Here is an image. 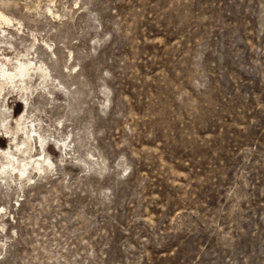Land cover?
<instances>
[{
	"label": "rangeland",
	"instance_id": "obj_1",
	"mask_svg": "<svg viewBox=\"0 0 264 264\" xmlns=\"http://www.w3.org/2000/svg\"><path fill=\"white\" fill-rule=\"evenodd\" d=\"M0 11V58L49 71L29 97L47 143L15 150L27 108L0 89V154L54 163L28 179L0 155V264H264V0Z\"/></svg>",
	"mask_w": 264,
	"mask_h": 264
},
{
	"label": "bare ground",
	"instance_id": "obj_2",
	"mask_svg": "<svg viewBox=\"0 0 264 264\" xmlns=\"http://www.w3.org/2000/svg\"><path fill=\"white\" fill-rule=\"evenodd\" d=\"M0 19L3 20L4 22H11L13 20L10 16H7L2 11H0ZM9 61H11L10 56L4 55L2 58H0V89L1 91H4L7 88L10 89V87H13L11 89L16 90L18 94L22 93L21 97H23V101L25 102V107L27 109L25 108L26 112L25 113L23 112V114L20 117L16 118L15 129L13 130L10 129L11 126L9 128L8 123L4 124V126L7 132L13 133V136L11 135L12 138L14 137V135H17L15 136L16 138L15 150L16 151L22 149V147L25 148L24 150L22 149L23 151L33 150L34 143L36 144V145L34 144L35 146H38L37 143H40V146L43 147L45 143H47V136L40 133V131L38 130L39 123L37 122L38 123L37 124L36 120L32 118L30 119L31 116L29 115V109H30L29 106H31L30 102L32 101H29V97H30V93L33 92L32 90L33 86L31 83H32L34 76L41 75L44 78V80L45 79L48 80L47 77L49 76V71L47 72L45 68L42 66V64L38 65V63L35 61L34 56L28 57V58H17L16 64H12V65L9 64ZM49 91L51 92V90ZM9 109L10 107L7 105V103H5V96H4L3 104L0 107V114L4 117L3 121H5L7 117L11 116ZM2 125H3V122H2ZM20 134L22 135V139L17 140ZM6 137H10V135H6ZM13 139L11 140L13 141ZM16 151H14L12 147L9 148L8 150L4 148L1 149L2 154L6 158V161H1V162H4V164H2L3 172L10 173L11 171H14V172H17L18 175L21 177H27L28 179H31L33 171L35 170L43 171L45 170V166L54 164L53 160L48 155V153L46 154L47 151H45V147L43 148V153H44L43 155H38V157H35V158H33L32 155H29L28 158H31V160L30 159L27 160L26 158H23V159L20 158L21 155L18 156ZM3 155H1L2 158H3ZM25 156L23 154V157Z\"/></svg>",
	"mask_w": 264,
	"mask_h": 264
}]
</instances>
